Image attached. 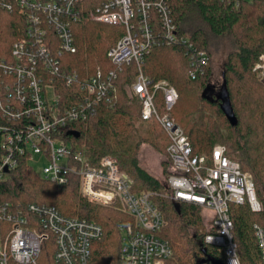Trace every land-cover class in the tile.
I'll return each instance as SVG.
<instances>
[{
  "label": "built area",
  "instance_id": "1",
  "mask_svg": "<svg viewBox=\"0 0 264 264\" xmlns=\"http://www.w3.org/2000/svg\"><path fill=\"white\" fill-rule=\"evenodd\" d=\"M89 1L0 0L1 10L18 12L26 23L11 57L0 59V183L22 158L32 167L30 160L35 155L46 161L40 175L43 179L65 186L78 177L84 198L134 218L133 223L120 226V264H167L173 255L169 241L160 236L166 221L152 201L154 195L196 205L212 213L203 242L217 250L213 260L241 264L230 205L247 204L253 212L262 210L251 176L227 155L224 145H215L209 155L195 154L183 128L170 115L178 99L176 89L167 81L154 82L141 71L155 47L173 45L184 50L189 77L197 80L211 65L208 52L179 35L170 0H91L92 5ZM221 1L239 6L254 0ZM84 16L125 28L107 52L113 69H98L87 77L62 66L63 56L78 50L74 26ZM131 64L139 68L130 93L141 102L142 119L157 120L170 140L165 194L134 192V180L116 157L103 156L93 165L84 148L64 138L73 124L90 120L100 105L113 106L118 74ZM254 69L264 82V54ZM158 92L164 97L163 113L156 104ZM254 233L264 264V229L255 225ZM103 234L98 223L64 216L53 206L0 200V264H38L50 236L56 264H91L92 245Z\"/></svg>",
  "mask_w": 264,
  "mask_h": 264
},
{
  "label": "trees",
  "instance_id": "2",
  "mask_svg": "<svg viewBox=\"0 0 264 264\" xmlns=\"http://www.w3.org/2000/svg\"><path fill=\"white\" fill-rule=\"evenodd\" d=\"M170 6L179 35L206 50L210 58V36L231 34L234 39L235 49L228 54L218 93H214L210 84L212 62L203 76L191 80L189 60L178 46L155 47L145 58L141 71L154 82L167 81L176 89L178 99L170 115L183 128L195 154L209 155L215 145L224 143L227 155L239 162L243 171L253 174L262 210L253 212L247 204H232L230 214L241 264H262L254 226L264 229V82L254 67L264 54V0L242 2L239 6L221 0H170ZM25 26L18 12L0 9V59L11 57L12 46L23 37ZM124 34L122 26L94 22L84 16L74 26L78 50L63 56V68L81 77L98 69H113L107 52ZM138 73L135 64L124 66L118 74L113 106L102 104L90 120L73 124L72 129L81 134L79 138L66 135L64 138L72 146L84 148L93 165L103 156L116 157L121 169L134 180V192L165 194L168 192L165 183L140 165L141 147L149 144L162 156L163 176L170 172L168 135L157 120L142 119L141 102L130 93V85ZM156 104L161 113L166 111L161 92L156 94ZM0 200L21 206L49 205L64 216L98 223L104 234L92 245L91 264H120V226L133 223L134 218L120 209L84 198L78 177L58 186L43 179L22 158L19 166L0 183ZM152 201L166 221L160 236L173 249L167 264H212L217 250L203 242L209 229L204 228L202 208L177 203L162 195H154ZM190 228H194L193 233ZM54 254V238L50 236L38 264H56Z\"/></svg>",
  "mask_w": 264,
  "mask_h": 264
},
{
  "label": "rangeland",
  "instance_id": "3",
  "mask_svg": "<svg viewBox=\"0 0 264 264\" xmlns=\"http://www.w3.org/2000/svg\"><path fill=\"white\" fill-rule=\"evenodd\" d=\"M208 49L211 53V62H212V77L210 84L212 86V90L214 91V93H218L222 89L223 71L225 68V63L228 59V54L230 51L235 49L234 39L231 34H227L219 37L210 36ZM222 145L225 144L223 143ZM77 147L80 146L77 145ZM161 160H162L161 154L157 152L151 145L145 144L141 147L140 165L150 174L159 178V180H161L164 183L165 177L161 173V169H160ZM30 163L32 167L36 170V172L39 175H41L43 167L46 163L45 159L42 158L40 155H35L33 156L32 160H30ZM244 172L249 174L254 182L253 174L248 170H244ZM201 215L204 222V228L207 229L209 226L208 219L210 218L212 213L202 209ZM190 231L193 233L194 228H190Z\"/></svg>",
  "mask_w": 264,
  "mask_h": 264
},
{
  "label": "water",
  "instance_id": "4",
  "mask_svg": "<svg viewBox=\"0 0 264 264\" xmlns=\"http://www.w3.org/2000/svg\"><path fill=\"white\" fill-rule=\"evenodd\" d=\"M69 136H73L74 138H79L80 137V132L75 131V130H71L67 133ZM212 264H221L219 261H214L211 260Z\"/></svg>",
  "mask_w": 264,
  "mask_h": 264
},
{
  "label": "crops",
  "instance_id": "5",
  "mask_svg": "<svg viewBox=\"0 0 264 264\" xmlns=\"http://www.w3.org/2000/svg\"><path fill=\"white\" fill-rule=\"evenodd\" d=\"M161 169V168H160Z\"/></svg>",
  "mask_w": 264,
  "mask_h": 264
}]
</instances>
